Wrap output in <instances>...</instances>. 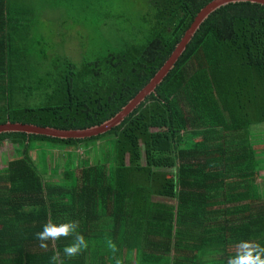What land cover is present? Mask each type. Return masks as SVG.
<instances>
[{"label": "trees", "instance_id": "trees-1", "mask_svg": "<svg viewBox=\"0 0 264 264\" xmlns=\"http://www.w3.org/2000/svg\"><path fill=\"white\" fill-rule=\"evenodd\" d=\"M67 1L41 0L65 7L50 15L63 34L76 31L65 18L82 12L91 32L119 35L94 42L75 62L38 32L33 0H0V126L105 123L206 14L173 67L107 130L0 131V145L15 153L0 166V264H49L54 249L63 257L71 236L47 250L36 239L49 219L78 221L88 243L66 264H115L114 255L121 264H226L242 240L264 246V200L254 185L264 178V4L124 0L120 22L108 0H73V13Z\"/></svg>", "mask_w": 264, "mask_h": 264}, {"label": "rangeland", "instance_id": "rangeland-1", "mask_svg": "<svg viewBox=\"0 0 264 264\" xmlns=\"http://www.w3.org/2000/svg\"><path fill=\"white\" fill-rule=\"evenodd\" d=\"M81 1L84 2L86 0H81ZM108 1L112 6L111 9L117 11L118 14H120V17H118V20L121 22V20L123 19V12L125 11L127 7V5H125L123 2L124 0H108ZM126 1L128 2V0ZM32 4L35 6L36 12L38 14V23H37L38 32L45 34L46 37L51 38L52 41H55L58 49L61 50L63 54H66V56H69V58H71L75 62H78L80 60V59L76 60L79 57V55H81L82 57L86 53H89L92 47V44L94 42L98 44L102 38H105V37L115 38L116 36L119 35V34L117 35L116 33L114 34L112 32H109L104 29L98 30L97 28L91 32L87 27L81 24V22L83 21L82 20L83 18H81L83 17L81 15L82 12L76 16L69 15L68 18H65L70 23V26L68 28H76V31L75 30L71 31L70 29H68V30H65L64 31L65 33L63 34L61 32V30L63 29V27H61L62 26L61 21L59 22L57 20H53L52 17H50V15L53 14L55 17H60L64 15L66 11L64 6L61 5L57 9H53V7H44L43 4L41 3V0H33ZM143 7H144V4L142 3V1L138 3H134L132 5L131 13L134 17V20L139 19L140 14H138L137 12ZM67 8L71 9V12L73 13L75 12V8H77V6L74 4L73 0H68ZM53 10H55V12ZM127 13L128 12H126L125 15H127ZM64 28H67L66 25ZM64 39H66V43L67 45H69V47L65 49L67 53L64 50L63 45H62V42L64 41ZM71 45L73 46L71 47ZM74 57L76 59H74ZM48 59L50 60V58ZM84 149L85 148L80 147V148H77L76 150L80 155H83ZM62 154H63V151L61 152V155L59 156V158H58V155L55 156L56 159L58 158L60 160V163L63 162V159L61 157ZM90 154H91V150H90ZM4 155L6 156V158L9 156L15 155L14 147L12 146L11 143H5L3 145H0V166H2V164H5L6 162V160L3 158ZM34 155L35 154L33 152L32 156L35 157ZM60 163H58L57 165H59ZM37 164H39V162H37ZM52 164H54V158H51L50 160L51 167H53ZM42 166H44V164L39 165V168Z\"/></svg>", "mask_w": 264, "mask_h": 264}, {"label": "clouds", "instance_id": "clouds-1", "mask_svg": "<svg viewBox=\"0 0 264 264\" xmlns=\"http://www.w3.org/2000/svg\"><path fill=\"white\" fill-rule=\"evenodd\" d=\"M79 222L75 220H67L64 222H54L47 220L42 225V231L35 234L39 241V247L47 250L49 242L54 244L60 238L71 236L72 241L63 248V257L59 249H54L53 255L50 257L49 264H66L65 258H72L79 255L88 247V243L84 236L77 229ZM108 248L115 254L118 248L111 240L108 241ZM115 264H121V260L115 255L113 256ZM226 264H264V246L252 241H240L235 246V254L227 259Z\"/></svg>", "mask_w": 264, "mask_h": 264}, {"label": "water", "instance_id": "water-1", "mask_svg": "<svg viewBox=\"0 0 264 264\" xmlns=\"http://www.w3.org/2000/svg\"><path fill=\"white\" fill-rule=\"evenodd\" d=\"M221 2H227V1H251V2H257L264 4V0H220ZM206 14V12L202 11L199 14L198 19L196 22L188 28V32H186V35L184 37V40L181 42H178L176 47L171 52L169 58L166 60L164 65L159 69V71L155 74V76L149 81V83L146 85L144 89H142L130 102L129 105L126 106L121 112H119L116 116H114L112 119L106 121L105 123L97 126H92L88 129L80 130H59L53 127L45 126H36L32 124H22V123H7L0 126V131L2 130H15V131H25L27 133H41L51 136H61V137H85L87 135L91 134H97L99 132L105 131L108 128L109 124L115 123L117 120H121L124 115L130 112V110L133 109L148 93H150L156 86L157 83L161 81V79L164 77V75L169 71L170 68L173 67L174 62L177 60L179 55L182 53V51L185 48V41L188 40V38L192 35V32L197 27L200 17L202 18L203 15Z\"/></svg>", "mask_w": 264, "mask_h": 264}, {"label": "crops", "instance_id": "crops-1", "mask_svg": "<svg viewBox=\"0 0 264 264\" xmlns=\"http://www.w3.org/2000/svg\"><path fill=\"white\" fill-rule=\"evenodd\" d=\"M261 175H264V170L260 172ZM254 185H256L258 192L261 195V200H264V178H258L254 180ZM254 193V192H253ZM39 263V262H38ZM37 264V262H36ZM40 264V263H39Z\"/></svg>", "mask_w": 264, "mask_h": 264}]
</instances>
